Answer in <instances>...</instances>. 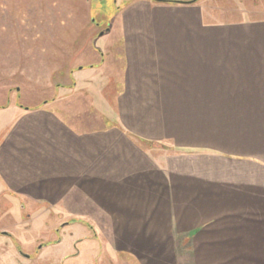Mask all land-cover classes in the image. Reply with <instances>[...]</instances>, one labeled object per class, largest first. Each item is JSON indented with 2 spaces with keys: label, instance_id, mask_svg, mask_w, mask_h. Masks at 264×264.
Returning a JSON list of instances; mask_svg holds the SVG:
<instances>
[{
  "label": "crops",
  "instance_id": "crops-1",
  "mask_svg": "<svg viewBox=\"0 0 264 264\" xmlns=\"http://www.w3.org/2000/svg\"><path fill=\"white\" fill-rule=\"evenodd\" d=\"M125 2L100 35L92 0H0V61L63 88L2 107L0 197L121 264H264V10Z\"/></svg>",
  "mask_w": 264,
  "mask_h": 264
},
{
  "label": "rangeland",
  "instance_id": "rangeland-1",
  "mask_svg": "<svg viewBox=\"0 0 264 264\" xmlns=\"http://www.w3.org/2000/svg\"><path fill=\"white\" fill-rule=\"evenodd\" d=\"M124 1L92 0V18L95 19L94 30L96 32H100L101 35L107 30V25L115 18L119 8L126 4ZM171 1L189 2L194 0ZM200 1L227 10L232 7L251 9L253 11L258 9L256 12L264 10V0ZM14 9L16 8L13 7L12 10ZM102 44L98 43L96 47L103 49ZM89 52V49L87 52L85 50V53L88 54ZM13 57L17 59L19 56ZM19 63V60H17L4 65L0 61V128L3 123L9 120V115L2 113V107L9 106L14 109L16 107L38 106L43 104V102L52 101L53 98L57 97L58 91L63 89L53 85L55 81L50 80V72L20 70L18 69L20 67ZM30 66L33 67V64ZM67 73H61L60 78L63 77L67 80ZM77 94H86V92L80 90ZM99 105L98 102L94 103V107H99ZM98 125H103V122L93 120L92 126L96 127ZM155 149L158 150V153H166L170 148L155 144ZM64 217L66 216L55 215L52 212H47L44 215H31L30 208H24L23 205H20L15 200L8 199L6 196L0 197V264H121L118 261L115 262V259L105 256L104 253L99 257L98 254L101 252V248L98 243L96 246H87L85 243L81 246L76 245L74 239L84 235L88 232V229L81 228L76 230L71 226H63L64 220H61ZM1 230L10 233L11 236L3 235ZM58 241H61L60 246L57 245L58 247H56V244H50L44 248V252L38 260H28L21 256L22 252L27 255L30 253L34 254L39 251V248L44 243H56ZM80 250L82 251L81 254L77 259H74L76 257L74 255ZM63 255L68 258L65 262H62V258H60Z\"/></svg>",
  "mask_w": 264,
  "mask_h": 264
}]
</instances>
